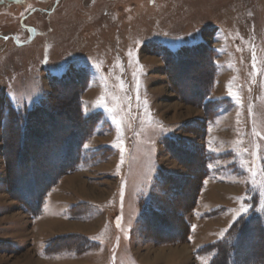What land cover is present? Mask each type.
<instances>
[{"label":"rangeland","instance_id":"rangeland-1","mask_svg":"<svg viewBox=\"0 0 264 264\" xmlns=\"http://www.w3.org/2000/svg\"><path fill=\"white\" fill-rule=\"evenodd\" d=\"M79 67L80 87L53 90ZM7 109L30 136L10 118L5 141ZM74 122L81 163L31 218L17 198L43 179L18 176L60 166ZM241 203L264 215V0H0V264H215ZM71 235L76 247L45 252Z\"/></svg>","mask_w":264,"mask_h":264},{"label":"trees","instance_id":"trees-1","mask_svg":"<svg viewBox=\"0 0 264 264\" xmlns=\"http://www.w3.org/2000/svg\"><path fill=\"white\" fill-rule=\"evenodd\" d=\"M197 50H198V46H186L185 49H179V50H176L175 52H170V54H168V56L172 60L177 62V60L180 57V54L187 53L189 51L194 52ZM190 59H201V58L189 56V57H187L186 60H183L181 62H182V64H186L187 61ZM87 74H88L87 69H85L84 67H79L78 69L74 70L73 74L69 73V72H65V73L58 75V76L57 75L52 76L51 77L52 85H53L52 88L55 92H57L56 87L64 86V85H68V84H73L74 88H76L77 86L80 87V85L84 83V79H86ZM54 91H52V92H54ZM52 92H51V99L54 100L56 98V96H55L56 94L55 93L52 94ZM56 109L57 108L54 107L52 109L53 110L52 113L58 114V115L61 114V110L55 111ZM43 110H45V108ZM64 110L66 111V109H64ZM65 111L63 113L66 114L67 112H65ZM6 112L7 113H5L4 120H3V129L5 128L3 131L4 132L3 136L6 138L5 141L8 140L9 132L6 131V127H7L9 120H11L10 118H13V120L16 121V125L18 127V131H19V135H20L21 139L28 137L32 134V132L30 131V128H28L29 132H30L29 133L27 131V127L24 125L25 124L23 122L24 116L22 117V115H21L22 113H20L19 111L16 112L12 109L10 111H8V109H7ZM27 113H29V112H27ZM28 115H29L28 117H30V114H28ZM11 116H13V117H11ZM28 124H29V122H28ZM70 128H71L72 132L67 133L66 136H68V137L74 136V141L73 142L67 141V143H66V140H65L66 136H64L61 139L63 142H65L67 144L68 152L65 153L66 149H64L63 146L60 147L61 151L65 153L64 157L61 158L62 164L60 166L56 167V165L55 164L52 165L51 162L48 165L49 167L45 164L42 165L41 166L42 176H39V178H37V179H34V176H32V175L28 176L25 173L20 174L18 176V179H17L18 181L26 179L25 181H27L28 183H32V184L36 183L37 180L40 178L43 179V184L42 185L40 184L41 186H39V185H38V187H36L35 185L34 186H28V184H26V186L23 187L24 191L28 190L29 192H32L33 190L37 189L36 192L38 191V195H36V197L33 200L27 199L26 196H23V194H21L19 196L20 198L16 197L18 199V201L20 202V205L24 208V210L28 211V214L31 218H36L40 214L41 210L39 207L41 206L42 199L44 198L47 191L50 190L51 187H54V185L56 184V182L60 179V177L62 175H64L65 173L73 172L74 170H76V168H78L79 164L81 163L82 154H83L82 153L83 152L82 145H83L85 137L87 135H86V132H83V133L81 132V128L80 127L78 128V123H76V125H73V128L72 127H70ZM35 135H37V132L35 133ZM167 142H165V143H167ZM60 143L61 142L59 140L58 147H59ZM172 143L173 142L171 140H169V144L171 146L173 145ZM20 147H22V146H20ZM20 147L18 149V153L19 152L21 153ZM194 153H195V158L198 159L196 164L193 163L194 167H199V170L197 171V173H195L194 176L202 178L204 175L207 174V171H208V168L206 165L207 160H208V156L206 154L203 155L202 152L198 153L196 151ZM5 155L11 156V155L7 154L6 152H5ZM50 157H52V156L50 155ZM31 160H32V158H31ZM52 166H53V168H52ZM43 171L51 172L52 175L50 178L48 177L49 178L48 180H47V176H48L47 174H45V176L47 175L46 178H45V176L43 177V175H44ZM195 187H196V182H195V186L193 187L192 190L196 189ZM30 194L32 195V193H30ZM158 219H160L159 216H158ZM248 236H253L254 238L256 236L257 241L252 242L250 246L248 245V248H253V250L250 253L243 256L242 261L239 262L237 258L239 257L240 252L242 251L243 247L245 246L244 238H246ZM60 239L49 240L44 246L45 252L49 253V254L50 253L55 254L56 252L61 251L63 249L74 248L77 246L74 243L75 242L74 239L77 242L78 236L71 235L70 238H68V236H66V239L68 242L61 241ZM251 240H252V237H251ZM214 249L216 250L215 260L217 259L215 264H264V215L260 214L256 210V208H254L250 211L249 214L242 215L239 218H237L234 221V223L232 224L231 228L227 231L226 236L214 244Z\"/></svg>","mask_w":264,"mask_h":264},{"label":"snow or ice","instance_id":"snow-or-ice-1","mask_svg":"<svg viewBox=\"0 0 264 264\" xmlns=\"http://www.w3.org/2000/svg\"><path fill=\"white\" fill-rule=\"evenodd\" d=\"M129 55H131V53H129ZM228 95L235 96L236 94L233 92V90L231 88H229ZM98 103H102V101H98ZM109 111H111V109H109ZM164 130L167 131V129H164ZM124 150L125 149L121 145V147H120L121 155H123ZM240 199H242V198H240ZM248 207H249L248 205L241 203L239 210L234 212L232 219L236 220L237 217H240L242 214H247ZM262 209H264V205H262ZM226 231H228V229H222L218 235L222 237Z\"/></svg>","mask_w":264,"mask_h":264},{"label":"bare ground","instance_id":"bare-ground-1","mask_svg":"<svg viewBox=\"0 0 264 264\" xmlns=\"http://www.w3.org/2000/svg\"><path fill=\"white\" fill-rule=\"evenodd\" d=\"M195 60H196V59H195ZM195 60H194V61H195ZM191 61H192V60H191ZM195 62H196V61H195ZM197 65H198V64H197ZM197 80H198V79H197ZM194 81H195V80H194ZM62 101H63V100H62ZM63 103H64V102H63ZM67 104H68V103H67ZM64 105H65V104H64ZM65 108H66V107H65ZM63 110H64V109H63ZM64 111H65V110H64ZM64 111H63V112H64ZM63 112H62V113H63ZM65 112H66V111H65ZM63 114H65V113H63ZM57 115H58V114H57ZM66 115H67V114H66ZM69 118H70V117H69ZM69 123H70V122H69ZM72 123H73V122H72ZM74 123H75V122H74ZM75 124H76V123H75ZM70 125H71V124H70ZM70 125H69V126H70ZM72 125H73V124H72ZM70 127H71V126H70ZM75 127H76V126H75ZM75 127H74V128H75ZM46 135H47V134H46ZM178 251H181V250H177V251L175 250V251H174V255H178V253H179ZM180 254H181V253H180Z\"/></svg>","mask_w":264,"mask_h":264},{"label":"crops","instance_id":"crops-1","mask_svg":"<svg viewBox=\"0 0 264 264\" xmlns=\"http://www.w3.org/2000/svg\"><path fill=\"white\" fill-rule=\"evenodd\" d=\"M222 189H224V188H222ZM225 189H227V187H225ZM221 192V191H220ZM217 195V194H216ZM218 198V197H217ZM76 224V223H75ZM79 224V223H78Z\"/></svg>","mask_w":264,"mask_h":264}]
</instances>
